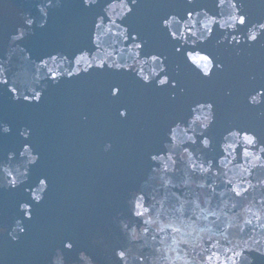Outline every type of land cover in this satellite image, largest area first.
I'll return each mask as SVG.
<instances>
[{"label": "water", "instance_id": "1", "mask_svg": "<svg viewBox=\"0 0 264 264\" xmlns=\"http://www.w3.org/2000/svg\"><path fill=\"white\" fill-rule=\"evenodd\" d=\"M261 22L264 0H0V264H264Z\"/></svg>", "mask_w": 264, "mask_h": 264}, {"label": "snow or ice", "instance_id": "2", "mask_svg": "<svg viewBox=\"0 0 264 264\" xmlns=\"http://www.w3.org/2000/svg\"><path fill=\"white\" fill-rule=\"evenodd\" d=\"M188 2H189V0H188ZM189 3H190V2H189ZM82 5H83L84 7H86V8H91V7H93V6H96V0H82ZM27 23H28V24H31L32 21H31V20H28ZM238 23H239L241 26L247 24V20H246V18H245L244 15H240V16H239ZM170 24H171V20L169 19V17H168L167 19H164V20L162 21V27H163L164 29H167V27H168ZM259 27H260V29H261V32H260L259 34L253 31V32H251V34L248 36V40L251 41L252 43L257 42L262 36H264V22H261V23L259 24ZM173 35H174V34H173ZM15 38H16V37H14V39H15ZM141 46H142L141 44H137V47H141ZM73 55H74V54H73ZM49 56H50L53 60H55V58H56L55 56H52L51 54H49ZM38 59H41V60H42L43 58H42V57H38ZM82 59H83V57H77V58L75 59V63H76V64H79V63L81 62ZM152 59L155 61V60L157 59V56H156V55H152ZM200 59H201V60H208V57H206V56H205V57H200ZM210 62H211V61H209V63H210ZM44 63L46 64V61H45ZM88 67H92V65L89 64ZM95 67L100 68V69H105V65L102 64V63H101V64H97ZM108 67H110V66H108ZM222 70H223V66H221V68H220V71H222ZM162 71H163V69H162ZM202 71H203V76H202V78H205V77L211 78V77H210V73H209V69H208L207 64H204V65H203V67H202ZM77 75H79V73H77ZM51 79H52V80H56L57 77L53 74L52 77H51ZM142 82H143L145 85H150V84L155 83L156 86H157V84H159V85L162 86V87H165V86H169V85H170V81H169V79L167 78V75H166V74H165V78L160 79L158 82L155 81V80H153V81H151V82H148V80H147L146 77L143 78ZM5 83H6V82H5ZM109 87H110V90H111V98H113V99H118V97H119V95H120V93H121L122 85H120L119 83H112V84L109 85ZM171 87H172V88H175V85H171ZM183 91H184V90L181 89V92H183ZM33 98H34L37 102H40L41 99H42L39 93H35V95H34ZM172 98L175 99V96H173ZM24 100H29V98H28L27 96H25V97H24ZM29 103H31V101H29ZM198 103H199V102H198ZM207 106H208V107H212L213 105H212L211 103H209ZM118 115H119L120 117H125V118H126V116H127V109L125 108V109H123V111H121V109H118ZM9 128H11L10 125H9V127H5V128H3V133H9V134H10V132H9ZM25 132H27L28 135H25ZM0 135H2V134H0ZM19 135H20V137H23V140H24V141H28V140L30 139V130H29L28 128H26V127L23 128V129H20V131H19ZM244 139H245L249 144H253V143L256 142V140H255L254 137L245 136ZM24 145H30V144H28V143H24V144L22 145V147H23ZM24 150H25V151H28L27 148H25ZM32 150H33V149H32ZM262 150H264V149H262ZM33 151H34V150H33ZM38 162H39V155L36 154V155L32 156L31 161H30L32 167L36 166ZM260 167L264 168V165H260ZM30 171H31V169L29 170V173L27 174L28 176L30 175ZM36 183H38L39 185L42 186V187L40 188V191H41V192H45V189L48 188V178H47L46 176H45V177H39V178L37 179ZM15 187H16V185H15V182L13 181V188H15ZM240 194H241L240 192H237V195H240ZM33 198H34L37 202H39V201L42 199L40 196H34ZM19 207H20V204H19ZM137 215H142V214H141V213H137ZM18 227H19V226H18ZM20 230H21V231H24L23 228H20ZM66 247L71 248L72 245H71V244H67ZM120 256H121V258H123L124 254L121 253Z\"/></svg>", "mask_w": 264, "mask_h": 264}, {"label": "clouds", "instance_id": "3", "mask_svg": "<svg viewBox=\"0 0 264 264\" xmlns=\"http://www.w3.org/2000/svg\"><path fill=\"white\" fill-rule=\"evenodd\" d=\"M189 2L191 3V0H189ZM257 95L264 96V90L257 91L255 94L251 95L249 97V99H248L249 105H252L253 106V101L255 100V97ZM260 104H258V105H260ZM203 106H204L203 104L196 103L195 105H190L189 108H193V107H203ZM208 109H209L208 124L205 126V128L211 127L215 123V110L213 109V106L212 107H208ZM184 119L185 120L187 119V115L185 116ZM174 123H176V122H174ZM174 123L170 124L168 126V129L164 132L163 138L160 141L161 143H164L166 141V139H167V137L169 135V131L171 129H173V124ZM225 132L227 133V136H232V135H236L237 134V132L235 130H230V129H225ZM200 136L202 137L201 143L203 144V146L205 148L209 147V145L211 143V140H210L209 136L206 134V132H203L202 131L200 133ZM245 136H250V137H254L255 138V136L252 135V134H246ZM225 138H227V137H225ZM152 155H153V153H149V157H151ZM5 188H7V187L5 186ZM8 189H11V188H8ZM130 196L132 197V193H130ZM129 203H131V199L129 200ZM132 215H135L134 211H132ZM20 228H22V227H20L19 223H17L12 228V231L10 233V239L12 240L13 243L18 242V239H19V236L16 235L17 229H19V232L20 233L23 232V231L20 230ZM53 264H56V261L55 260H53Z\"/></svg>", "mask_w": 264, "mask_h": 264}]
</instances>
